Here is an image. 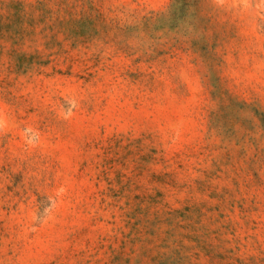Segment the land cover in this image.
Returning a JSON list of instances; mask_svg holds the SVG:
<instances>
[{
  "label": "rangeland",
  "instance_id": "374dc122",
  "mask_svg": "<svg viewBox=\"0 0 264 264\" xmlns=\"http://www.w3.org/2000/svg\"><path fill=\"white\" fill-rule=\"evenodd\" d=\"M0 264H264V0H0Z\"/></svg>",
  "mask_w": 264,
  "mask_h": 264
}]
</instances>
